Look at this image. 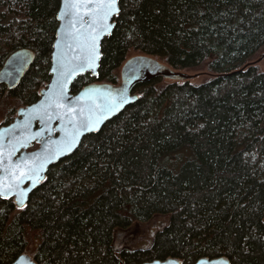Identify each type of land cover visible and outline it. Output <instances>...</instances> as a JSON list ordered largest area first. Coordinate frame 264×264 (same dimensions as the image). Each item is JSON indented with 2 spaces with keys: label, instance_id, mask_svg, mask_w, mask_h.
Returning a JSON list of instances; mask_svg holds the SVG:
<instances>
[{
  "label": "trees",
  "instance_id": "16d2710c",
  "mask_svg": "<svg viewBox=\"0 0 264 264\" xmlns=\"http://www.w3.org/2000/svg\"><path fill=\"white\" fill-rule=\"evenodd\" d=\"M59 5L0 0V69L18 50L33 54L13 89L0 85V126L50 80ZM118 7L97 78L79 77L71 92L119 86L133 55L163 73L137 84L133 104L51 166L24 207L0 199V264L25 253L36 264H264V0ZM155 214H169V224L149 248H114L116 228Z\"/></svg>",
  "mask_w": 264,
  "mask_h": 264
},
{
  "label": "snow or ice",
  "instance_id": "6c2138e0",
  "mask_svg": "<svg viewBox=\"0 0 264 264\" xmlns=\"http://www.w3.org/2000/svg\"><path fill=\"white\" fill-rule=\"evenodd\" d=\"M118 0H63L62 17H70L64 33V50L56 56L58 79L54 82L55 89L50 90L51 95L42 106L36 109V115L43 125H48L53 119L66 121L67 126L61 127L64 132L62 147L58 149L57 155L70 151L76 144L78 137L85 131H92L106 118L107 113L117 110L126 102L122 95L114 96L111 90L102 91L98 88H88L80 96L69 98L67 95L68 84L78 73L93 70L97 67L100 59L99 41L105 34H110L113 27L108 21L113 15L119 14ZM70 41V42H69ZM61 41H58L57 47ZM74 51L75 55L70 53ZM85 101L81 105V101ZM65 101H68L65 103ZM30 123V122H29ZM7 131V130H4ZM47 131H55L51 127H42L40 131L29 134L23 141H17L12 145L11 155L18 147H26L28 139L40 137ZM39 161V163H37ZM48 161L40 160V154L35 153L29 161L28 157H21L15 164H5L3 144L0 143V196L5 198L15 192L23 205L24 190H19L25 180H32L35 184L37 173ZM19 190V191H17ZM21 261L29 264L26 257ZM159 264V262H157ZM168 264H173L169 261ZM201 264H209L202 261ZM216 264V262H211Z\"/></svg>",
  "mask_w": 264,
  "mask_h": 264
},
{
  "label": "water",
  "instance_id": "95a60500",
  "mask_svg": "<svg viewBox=\"0 0 264 264\" xmlns=\"http://www.w3.org/2000/svg\"><path fill=\"white\" fill-rule=\"evenodd\" d=\"M119 2V0H118ZM63 8V0H60V5L56 13V20L58 22L54 42L52 45V52H51V61H50V69L49 75L50 80L43 87L39 92V99L26 107H20L16 110V114L14 119L7 125L0 127V143L3 144V152L5 156V164L4 166H8L9 163L15 164L18 162L21 157H28L29 161L33 157V154L39 153L40 160H47L48 162L44 164V167L38 171L37 179L35 184H33L32 180L28 179L25 180L21 185L19 190H24L25 195L23 197V205L21 206L19 197L13 192L9 194L7 198L0 196L1 200H10L14 201L15 206L20 209L25 206L27 203L29 196L35 191L40 183L45 179L46 174L49 168L57 163L61 162L62 160L68 158L69 156L73 155L74 152L79 147L80 143L84 139V137L98 133L101 128L106 124L108 121L117 117L121 112L125 110L129 105L133 104L137 100V95L134 93V89L137 84H139L144 79L148 78L149 76L158 75L162 71H158L157 67L160 68L161 65L156 64L152 59L147 57H134L128 60L122 67V74H121V83L119 86L107 84V83H93L83 87L77 93L73 94L71 92V88L75 81L85 74H90L92 77L97 78L100 60L102 54L100 55V59L97 61V67L95 71L89 69L83 72H78L71 80V83L68 84L67 88V95L69 98H74L80 96L85 89L88 88H98L102 91L111 90L112 95L120 96L126 98V102L122 104L117 110H114L111 113L106 114V118L102 120V122L97 126L95 130L92 131H85L78 137L76 144L72 147L70 151H65L63 154L57 155V151L61 148L62 141L64 139V132L60 129L61 127H68L70 131V127L67 126L66 121H61L59 119H53L50 124L43 125L40 119L36 115V109L40 108L42 104L48 100L51 95L50 90L55 89L54 82L57 81L58 75L57 72L54 71V68H57V61L56 56L60 54L61 51L64 50V33L65 29L69 23L70 17H62L61 12ZM117 15H113L110 20L108 21L113 27L110 30V34H105L101 37L99 41V49L101 53V45L105 38L111 36L115 23L114 18ZM58 41H61L60 46L57 47ZM70 42V41H69ZM71 55H75V52L72 51ZM33 54L27 50H18L12 53L4 62L3 66L0 69V85H4L7 89H13L19 81L22 79L24 73L28 69L30 63L32 62ZM158 65V66H157ZM68 101H65L67 103ZM81 105L85 103V101L80 102ZM30 122V123H29ZM42 127H51L55 129V131L49 133L45 131L42 136L36 137L35 139H28L26 147H18V150L15 151L10 158H8V153L12 152V145L15 144L17 141H23L29 134H34L41 130ZM7 130V131H4ZM34 144L37 145L35 149H30ZM39 163V161H37ZM2 174V173H0ZM17 190V191H19ZM21 257H26L29 264H36L33 259L27 255L22 254L20 255L14 262L11 264H25L24 261H21ZM171 261L173 264H180V262L176 259H167V260H154L152 262L144 263V264H168ZM216 262V264H230L224 258H216V259H200L195 264H201V262Z\"/></svg>",
  "mask_w": 264,
  "mask_h": 264
},
{
  "label": "rangeland",
  "instance_id": "374dc122",
  "mask_svg": "<svg viewBox=\"0 0 264 264\" xmlns=\"http://www.w3.org/2000/svg\"><path fill=\"white\" fill-rule=\"evenodd\" d=\"M133 57H138V55H133ZM262 65L264 67V63ZM18 108L15 107L16 110ZM169 218V214H155L146 222H136L125 229L116 228L113 232L114 248L117 250L149 248L155 234L169 224ZM30 242L35 243L32 234L30 235Z\"/></svg>",
  "mask_w": 264,
  "mask_h": 264
},
{
  "label": "bare ground",
  "instance_id": "6f19581e",
  "mask_svg": "<svg viewBox=\"0 0 264 264\" xmlns=\"http://www.w3.org/2000/svg\"><path fill=\"white\" fill-rule=\"evenodd\" d=\"M176 80V79H175ZM182 80V79H181Z\"/></svg>",
  "mask_w": 264,
  "mask_h": 264
}]
</instances>
